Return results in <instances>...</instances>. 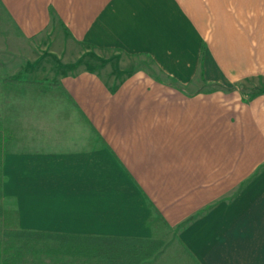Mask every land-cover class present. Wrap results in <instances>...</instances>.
<instances>
[{
    "label": "crops",
    "instance_id": "0c3cea01",
    "mask_svg": "<svg viewBox=\"0 0 264 264\" xmlns=\"http://www.w3.org/2000/svg\"><path fill=\"white\" fill-rule=\"evenodd\" d=\"M252 3L264 12V0H0L4 218L151 239L158 216L200 264L223 252L264 264V92L224 89L264 77ZM80 44L99 49L98 72L33 62L69 64ZM101 51L122 54L118 67Z\"/></svg>",
    "mask_w": 264,
    "mask_h": 264
},
{
    "label": "rangeland",
    "instance_id": "374dc122",
    "mask_svg": "<svg viewBox=\"0 0 264 264\" xmlns=\"http://www.w3.org/2000/svg\"><path fill=\"white\" fill-rule=\"evenodd\" d=\"M255 4H251V22H252V39L256 36V40H258V35L261 34V36H264V27L263 25L260 26L259 24H254L258 22V16H263L264 12L256 11V8H254ZM262 6V5H261ZM262 11V9H261ZM255 27H254V26ZM9 37L4 36L3 40L0 39V56L4 53H7L11 51L10 49H5L4 46L8 45V39ZM257 46V43H252V48H255ZM80 51L78 57L75 58L74 61H72L69 64H62L58 63L56 61H50V59L47 60H40V61H33L37 63L36 67L40 68L42 67L44 72L48 71L51 72L52 70H63V72H74L80 69H92L96 72L99 71V49L89 46L86 44H80ZM206 48V45H204ZM204 48V51H205ZM20 50V49H17ZM29 50L35 51V45H30ZM204 51L201 53V58H204ZM108 55V62L111 64L112 68L118 67V64H116V61L122 59V54H116L115 51L110 52H103L101 51V55ZM125 59V58H124ZM142 59V58H141ZM125 60L128 61V63H136L135 66H138L140 64V59L138 57L136 58H129L127 57ZM18 62V61H17ZM14 62V63H17ZM25 62V61H24ZM23 62V63H24ZM54 62V63H53ZM39 63V65H38ZM146 61L142 63L145 64ZM2 65V64H1ZM3 66H0V78L4 77L5 72L2 70ZM116 69V68H115ZM123 71V72H121ZM125 70H118L117 73L124 74ZM121 75H118V78L121 77ZM46 78V77H45ZM50 79V78H48ZM241 82V81H240ZM264 84V77L261 75L258 76H252L251 79L246 80L244 83H236L233 85H230L229 88L228 85L224 87L225 90H233L238 89V85H245V87H258L260 85ZM224 86V85H222ZM0 81V125H2V122L4 118L7 116V112L9 111L8 103L4 100V95L6 94V90L9 92V89ZM240 91V90H239ZM257 91V90H254ZM244 96V95H243ZM29 109V108H26ZM25 116H27V113H23ZM5 207L8 208L7 215L14 216L13 204H5ZM4 206L1 202L0 198V240H3V233L7 230L16 229L17 227L13 225L14 221H10L9 219L4 218ZM154 223V235L151 237V239L158 240L159 242L157 245L154 246V251L149 257H146L139 261L138 264H200V260L198 257L196 258L195 255H193L186 247L180 242L178 238V233L181 229V227L171 228L168 227L166 224H164L158 216H156V219L153 221ZM8 244L14 243V246H12L9 249V253L7 256L9 257L11 253L14 251H18L17 255H14L12 258L13 264H98V259L96 257L91 256L88 251L83 252L86 247H89V241L87 239H71L67 237L58 236V235H50L45 236L38 240H31L26 238H17L15 240H12L11 238H7ZM87 253V254H86ZM209 254V253H208ZM222 259L221 261L225 264L228 262L227 252L222 253ZM209 256V255H208ZM228 257V258H227ZM220 261V262H221ZM220 264V263H217ZM227 264V263H226Z\"/></svg>",
    "mask_w": 264,
    "mask_h": 264
},
{
    "label": "trees",
    "instance_id": "16d2710c",
    "mask_svg": "<svg viewBox=\"0 0 264 264\" xmlns=\"http://www.w3.org/2000/svg\"><path fill=\"white\" fill-rule=\"evenodd\" d=\"M16 83L20 81H15ZM240 92L244 95V100L251 99L254 96L264 92V84L258 87H245L238 85ZM257 90V91H254ZM2 159H3V143L0 134V198L2 196ZM58 235L71 239H87L89 247L83 250L98 259V264H138L142 259L149 257L154 251V246L159 242L155 239H142L131 237H80L63 234L46 233L40 231H29L24 229H12L4 231L3 240H0V264H13L12 258L17 255L18 251H14L8 257L9 249L14 243L8 244L7 238L15 240L17 238H26L38 240L45 236ZM87 254V253H86Z\"/></svg>",
    "mask_w": 264,
    "mask_h": 264
}]
</instances>
